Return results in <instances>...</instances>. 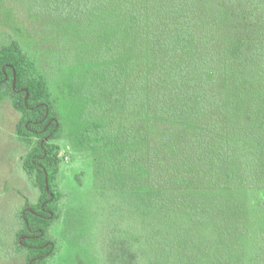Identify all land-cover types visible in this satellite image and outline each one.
<instances>
[{"label":"trees","instance_id":"trees-1","mask_svg":"<svg viewBox=\"0 0 264 264\" xmlns=\"http://www.w3.org/2000/svg\"><path fill=\"white\" fill-rule=\"evenodd\" d=\"M12 5L57 22L40 62L26 20L0 43V104L19 114L39 190L27 264L55 250L63 135L137 216L113 225L103 264H264V0H0Z\"/></svg>","mask_w":264,"mask_h":264},{"label":"rangeland","instance_id":"rangeland-1","mask_svg":"<svg viewBox=\"0 0 264 264\" xmlns=\"http://www.w3.org/2000/svg\"><path fill=\"white\" fill-rule=\"evenodd\" d=\"M24 20L28 33H33L30 39L38 49L34 55L40 62L41 36L50 37L51 25L56 29L57 22L45 20L48 24L42 22V25L39 21L42 25L39 29L40 23L28 21L14 5L6 11L0 6V43L16 37L12 29L19 28ZM53 38L58 40L56 35ZM53 48L62 49L60 44L53 43L51 60L60 56ZM18 118L9 100L0 104V264H27L26 249L17 244L18 230L23 226L20 214L27 205L35 203L39 195L38 188L22 168L21 159L27 145L14 133ZM54 142L63 156L56 180L63 196L57 203L58 216L47 228V237L55 250L46 258V264H103V246H106L113 225L119 224L121 219L124 225L134 222L135 227L136 213L127 211L113 188L95 185L91 159L74 151L66 135Z\"/></svg>","mask_w":264,"mask_h":264},{"label":"flooded vegetation","instance_id":"flooded-vegetation-1","mask_svg":"<svg viewBox=\"0 0 264 264\" xmlns=\"http://www.w3.org/2000/svg\"><path fill=\"white\" fill-rule=\"evenodd\" d=\"M26 213H29L33 216V218H40L41 217V211H34L31 209L30 205H27L23 211H21V218H22V221L23 223L25 224L26 228H27V231L26 232H23L21 234H19L18 236V241L19 243L21 244V246L25 249H27L26 247V244L22 242L23 239H30L31 238V243L29 244V247L33 248V249H41V244H37V240H38V235L34 232V230L31 228L33 225H35L34 222L31 223V225L28 224V222L25 220V215ZM22 228V227H21ZM21 228L18 230L21 232ZM20 238H22L20 240ZM52 242V241H51ZM53 243V242H52ZM26 258V256H25Z\"/></svg>","mask_w":264,"mask_h":264},{"label":"water","instance_id":"water-1","mask_svg":"<svg viewBox=\"0 0 264 264\" xmlns=\"http://www.w3.org/2000/svg\"><path fill=\"white\" fill-rule=\"evenodd\" d=\"M22 238H20V240H21Z\"/></svg>","mask_w":264,"mask_h":264}]
</instances>
